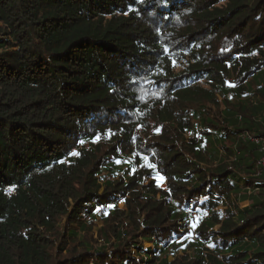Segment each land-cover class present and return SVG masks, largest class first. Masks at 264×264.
I'll list each match as a JSON object with an SVG mask.
<instances>
[{"label": "trees", "instance_id": "1", "mask_svg": "<svg viewBox=\"0 0 264 264\" xmlns=\"http://www.w3.org/2000/svg\"><path fill=\"white\" fill-rule=\"evenodd\" d=\"M248 136L264 0H0V264H264Z\"/></svg>", "mask_w": 264, "mask_h": 264}, {"label": "built area", "instance_id": "2", "mask_svg": "<svg viewBox=\"0 0 264 264\" xmlns=\"http://www.w3.org/2000/svg\"><path fill=\"white\" fill-rule=\"evenodd\" d=\"M249 140L252 141L258 147L259 157L256 161L257 173L264 172V136H248Z\"/></svg>", "mask_w": 264, "mask_h": 264}, {"label": "rangeland", "instance_id": "3", "mask_svg": "<svg viewBox=\"0 0 264 264\" xmlns=\"http://www.w3.org/2000/svg\"><path fill=\"white\" fill-rule=\"evenodd\" d=\"M183 137L184 136H182V137H180V139H183ZM187 137V136H186ZM159 182V185H160V187H162V188H164L165 187V185L164 184H162L160 181H158ZM147 183V180L145 181V184ZM156 197H158V195L156 196ZM203 199H200L199 201L201 202ZM247 204V201H241V202H239L238 203V205L239 206H243V205H246ZM118 207L120 208V209H124L125 208V204H124V202H123V199L120 197V199H119V201H118ZM221 207V206H220ZM99 225H100V222H99ZM127 228L129 229V228H131V225H128L127 226ZM95 231H96V229H95ZM95 236H96V232H95ZM143 246L144 247H151L152 246V243L151 242H149V241H145L144 243H143ZM178 254H181L182 253V251L179 249V250H177L176 251ZM172 258V255H169V259H171Z\"/></svg>", "mask_w": 264, "mask_h": 264}, {"label": "snow or ice", "instance_id": "4", "mask_svg": "<svg viewBox=\"0 0 264 264\" xmlns=\"http://www.w3.org/2000/svg\"><path fill=\"white\" fill-rule=\"evenodd\" d=\"M145 160L147 161V157H145ZM118 162H119V161H118ZM149 166H150V167H154L153 165H150V164H149ZM160 179L162 180L163 177H160ZM197 222H198V220H197V221H193V223H192V227H193V228H195V227L197 226Z\"/></svg>", "mask_w": 264, "mask_h": 264}]
</instances>
